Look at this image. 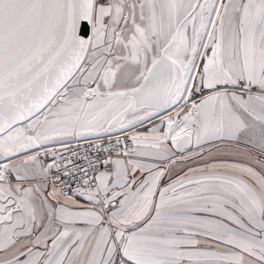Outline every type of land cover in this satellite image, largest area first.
<instances>
[{
  "label": "snow or ice",
  "instance_id": "1",
  "mask_svg": "<svg viewBox=\"0 0 264 264\" xmlns=\"http://www.w3.org/2000/svg\"><path fill=\"white\" fill-rule=\"evenodd\" d=\"M0 264H264V0H0Z\"/></svg>",
  "mask_w": 264,
  "mask_h": 264
},
{
  "label": "built area",
  "instance_id": "2",
  "mask_svg": "<svg viewBox=\"0 0 264 264\" xmlns=\"http://www.w3.org/2000/svg\"><path fill=\"white\" fill-rule=\"evenodd\" d=\"M74 146H76V145H74ZM56 147H57L58 151H63V149H62V148H59L58 145H57ZM80 147H81V150H82V148H83V147H87V145H84V144L81 142ZM77 162H78V163H83V161H77Z\"/></svg>",
  "mask_w": 264,
  "mask_h": 264
}]
</instances>
